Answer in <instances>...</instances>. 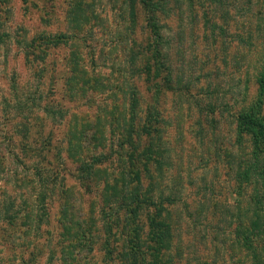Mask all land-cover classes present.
<instances>
[{
  "label": "rangeland",
  "instance_id": "374dc122",
  "mask_svg": "<svg viewBox=\"0 0 264 264\" xmlns=\"http://www.w3.org/2000/svg\"><path fill=\"white\" fill-rule=\"evenodd\" d=\"M169 1L167 7L174 8L163 31L173 77L194 86V99L172 93L160 101L171 164L164 184L183 195L173 210L179 225L173 263L258 264L233 239L238 208L230 161L242 160L244 148L235 145L233 114L255 97L254 80L264 68L263 28L256 31L262 1ZM88 2L83 14L95 18L82 31L73 22L81 15L77 0H0V264H77L63 258L69 255L59 236L63 197L41 190L37 170L48 167L46 162L57 167L56 185L50 186L60 191L72 186L68 202L75 205V216L85 214L91 201L97 212L100 199L79 196L83 191L65 152L69 117L97 118L96 130L104 135L108 152L111 130L126 109L130 113L133 86L144 91L141 67L153 60L140 6L133 17L129 0ZM40 33L67 35L70 41L49 48L45 60L36 63L26 57L23 39ZM75 55L82 57L91 83L97 75L98 83L107 84L96 94L86 87L82 100L73 97L77 91L68 93L75 83L70 80ZM40 67L46 72L40 73ZM208 104L213 117L199 111ZM42 141L50 142L49 153L41 152ZM205 148L217 149L216 155ZM227 152L233 159L225 157ZM118 165L111 158L105 170L115 175ZM43 194L45 200L37 201ZM26 204L36 215L32 220ZM240 208H247L244 198ZM76 252L83 264H105L98 243L89 252L82 245Z\"/></svg>",
  "mask_w": 264,
  "mask_h": 264
},
{
  "label": "trees",
  "instance_id": "16d2710c",
  "mask_svg": "<svg viewBox=\"0 0 264 264\" xmlns=\"http://www.w3.org/2000/svg\"><path fill=\"white\" fill-rule=\"evenodd\" d=\"M129 1L133 17L136 15V5L140 6L145 20L144 29L148 34V41L151 40L147 51L153 62L141 67L142 72L139 74L143 77L141 83L144 91L133 86L128 105L130 115L126 114V109L124 116L122 115L111 130L109 142L112 147L108 152H105L104 135L96 130H99V127L95 123L97 118L94 116L88 120L81 114L73 115L69 117L66 129L67 148L65 152L68 160L75 166L74 178L83 191L79 196L90 195L100 199L97 212H93L91 201L85 214L75 216L76 207L71 201L68 202L72 186L62 191L50 186L56 185L52 178L57 176V170H54L57 167L51 168V163L46 162L48 167L37 170L41 190L48 191L50 196L63 197L62 217L64 219L59 236L65 242V250L69 251L67 258L65 253L63 255L69 263L83 264L84 259H80L76 249L82 245L89 252L92 246H97L98 243L103 251L105 264H174L172 251L175 246L176 229L179 225L173 219V210L177 204L182 203L183 195L177 191V187L173 189L164 184V181L169 178L171 164L167 155L168 127L161 115L160 101L161 98L163 101L166 95L172 93L194 99L192 93L194 86L191 82L183 83L173 77L168 56L169 43L163 31L164 21L169 16L170 10L174 8L167 7L170 1ZM261 1L262 7L259 10L260 16L256 31L259 32L260 28H263L261 36L264 39V0ZM84 3L89 2L88 0H77L76 8L81 11V15L73 16L75 26L82 31L87 30L88 25L95 18L90 12L83 14ZM23 40L26 42L24 43L26 57L28 60L32 57L33 62L37 63L45 60L49 48L60 44L68 45L70 37L40 33L30 40L26 38ZM40 49L43 52H38ZM45 68L40 67V73H45ZM85 68L82 57L75 55L70 65L72 72L70 80L75 83H72L70 87L69 96L73 91H77L75 93L77 95L74 94L73 97L79 96L82 100V97L87 96L86 92L89 91L86 87L92 86L91 91L94 94L106 88L107 84L98 83L97 75L95 82L91 83V78L87 76ZM70 80L68 82H71ZM254 81L257 88L255 97L239 110H235L233 114L235 145L239 144L244 147L242 149L243 159L237 162L230 161L235 181L233 194L236 195L238 208L233 239L249 257L256 260L258 264H263L264 68L258 72ZM79 82H81L80 85ZM199 111L205 114V117H213L215 113L213 105L210 104L200 107ZM89 131L91 135L87 134ZM85 137L87 141L83 140ZM41 143V152L49 153L51 151L50 142L42 141ZM206 151L208 155L217 153V149L205 148ZM226 156L232 158L229 152L225 153ZM111 158L118 161L120 173L113 175L105 170ZM233 165L235 167H232ZM243 198L247 202V208L241 212ZM44 200V194L42 199L37 197L39 202ZM183 204L187 207L186 201ZM203 204H201L202 210L204 209ZM210 205L212 208L215 206L213 202ZM26 210V215H29L31 220L36 217L28 205ZM67 210L69 216H66Z\"/></svg>",
  "mask_w": 264,
  "mask_h": 264
}]
</instances>
